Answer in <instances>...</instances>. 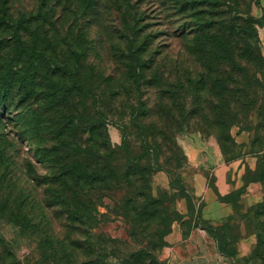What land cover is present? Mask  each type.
<instances>
[{
  "label": "rangeland",
  "instance_id": "obj_1",
  "mask_svg": "<svg viewBox=\"0 0 264 264\" xmlns=\"http://www.w3.org/2000/svg\"><path fill=\"white\" fill-rule=\"evenodd\" d=\"M8 6L15 18L25 13L30 16L37 9L47 13L46 22H34V16L30 24L25 23V34L51 60L53 75L45 77L37 72L28 57L18 52L11 36L13 30L0 25V80L4 74H9L14 76L12 82L16 86L0 109V140L5 136L9 141L5 151L0 143V201L4 203L8 198L7 203L14 205L20 189H26V194L34 192L36 196L31 193V199L37 200L35 215L37 222L41 223L38 232H20L16 220L0 209V264H60L64 250L74 252V264H80L82 258L90 260L84 226L77 233L68 231L65 228L68 221L60 213L61 207L49 206L46 201L47 185L38 184L33 178L51 174L56 166L39 155V148H44L50 156H57L59 153L54 148L60 146V128L77 121L85 104H93V91L100 89L106 92L107 103L112 110L107 122L112 145H122L125 139L130 138L132 151H141V140L148 134L150 139L153 138L155 129L150 131V125L158 129L163 127L166 134L174 138L171 144L175 143L180 150L163 147L160 154L156 148L149 149L156 169L152 178L153 195L163 200L169 211L176 210L181 215L179 203L186 199L182 194L191 195L194 214L199 212L198 226L205 227L204 222L207 221L201 220L202 205L192 183L195 170L188 163L183 140L187 137L213 138L228 161L243 159L242 185L228 195L229 199H235L237 213L233 218L216 224L229 223L225 234L229 236L230 247L236 254L235 257H227L219 250L218 256L213 252L211 256L218 264H261L254 259V250L258 244L260 223L264 221V216L257 217L255 208L264 201V183L256 180V173L264 162V151H261L264 129L260 126L264 121L258 116L259 110L264 111V65L256 64L253 57L248 63L241 62L248 74L245 86L243 83L240 86L252 95L248 103L241 100L235 110L232 107L229 110L231 138L223 146L214 129L208 131L205 130L207 127L201 128L202 124L196 123L203 114L191 112L193 85L188 78L194 73L196 62L192 59L184 63L188 65L187 69L183 65L177 68L175 65L178 60L186 62L185 50L188 44L194 43L195 35L191 34L194 30L208 23L219 28L233 17L232 27L242 37L237 42L245 45L247 40L252 47L257 43L264 57V0H11ZM251 18L252 23L247 21ZM254 20L257 22L256 31ZM240 31L246 32L245 35ZM254 34L258 39L256 43ZM135 68L142 81L140 92L133 91L135 87L130 83V74ZM172 69L170 81L174 84L182 82L177 87L185 115L179 117L176 113L174 119H166L162 107L170 102L167 96L160 94L159 88L163 74L166 77ZM253 76L259 82L253 80ZM24 90L30 92L29 95ZM83 90L87 94L86 99ZM134 108L148 114L138 119L143 130L133 126L136 120V115H132ZM212 113L207 112V118ZM26 129L28 131L25 132ZM81 132L76 134L77 143L94 138L90 132L83 129ZM155 132L162 140L161 132ZM255 150L260 151L256 154ZM2 156L7 159L8 167L2 165ZM31 167L33 171H30ZM213 178L207 174L208 183H213ZM251 183L259 186L257 192L260 194L254 196L250 205L242 199L241 190ZM175 222L171 223V228ZM154 225L155 229L151 228L153 233L164 228L157 221L153 222ZM102 229L114 237L126 238L128 234V225L124 221L107 223ZM64 239L67 243L68 240H76L82 248L77 244L59 248V241ZM167 244L166 241L157 250L160 264L166 263L160 259V252ZM225 257L227 261H223Z\"/></svg>",
  "mask_w": 264,
  "mask_h": 264
},
{
  "label": "trees",
  "instance_id": "obj_2",
  "mask_svg": "<svg viewBox=\"0 0 264 264\" xmlns=\"http://www.w3.org/2000/svg\"><path fill=\"white\" fill-rule=\"evenodd\" d=\"M10 2L11 0H0V25L4 24L13 30L11 36L18 52L28 57V61L37 72L45 77L52 76L51 60L43 50L30 42L25 34L27 30L25 23L30 24V19L34 16H36L33 18L34 22L38 20L46 22L47 13L37 9L32 11L30 16L25 13L15 18V14L9 11ZM234 19L235 17L228 18L226 25L219 28L208 23L194 30L191 33L195 35L194 43L186 46L185 54L188 56L186 62L178 60L175 65V67L183 65L187 69L188 65L185 64L192 59L196 62L194 73L188 78L193 85L194 99L191 112L201 116L203 114L196 123L202 124L201 128L207 127L205 130L214 129L222 146L231 138L229 110L231 107L235 110L241 104V100L248 103L252 95L250 91L240 86L242 83L245 86L248 74L241 62L248 63V60L253 57L256 64L264 65V57L256 43L258 41L256 34H254L256 43L254 47L247 40L245 45L239 44L237 40L242 37L238 36L232 27ZM247 21L252 23V18L251 21ZM253 23L254 31H256L257 22L254 20ZM240 33L245 35L246 32L240 31ZM252 50H254L253 53ZM173 69L168 71L166 77L165 73L163 74L162 85L159 82L160 94L163 97L167 96L170 102L162 107V111L164 109L163 112L166 113V119L171 117L174 119L176 113H179V117L185 115V106L179 101L180 89L177 87L182 82L174 84L170 81ZM132 70L130 83L135 87L133 91L140 92L141 77L136 75V68ZM18 75H21V72ZM13 77L4 74L3 79L0 80V109L3 103L10 99L13 88L16 87L12 82ZM253 80L259 82L256 76H253ZM164 85L166 88L162 89ZM24 86H27L26 83ZM25 93L29 95L30 92L25 91ZM82 94L86 99L85 90ZM93 94V104H85L83 112L78 116L79 119L60 128V146L54 148L59 154L50 156L44 148H39V155L48 159L49 164L56 166L51 174L33 179L38 184L47 185L45 195L48 199L46 201L49 206L61 207L60 213L68 221L65 225L68 231L77 233L80 227L84 226V233L88 236L85 243L90 246L91 258L89 261L82 258L80 264H160L157 250L166 244L165 237L172 230L171 223L180 221L183 217L176 210L169 211V208L164 206L163 200L153 195L152 178L156 169L152 165L149 149L156 148L157 152L162 154L163 147L170 150L174 147L177 150L180 148L175 143L171 144L174 138L166 134L167 130L165 131L163 127L158 129L153 125L149 126L150 131L155 129L153 138L150 139L148 134L143 139L144 142L141 140V151H132L133 141L130 138L125 139L122 145H112L107 129L112 110L108 106L106 92L100 89L93 91ZM210 111L213 113L210 118H207L209 117L207 112ZM143 114L148 115L136 108L132 111V115H136L133 126L138 130L144 129L138 120ZM258 116L264 121L263 110H259ZM260 126L264 129V122ZM81 129L92 133L94 138L77 143L78 135L76 134L82 133ZM156 130L161 132L162 140L157 138ZM258 141H260L259 138ZM0 143L4 151L8 149L9 141L5 136H1ZM258 151L260 150H255L256 154L259 153ZM261 151H264V147ZM224 152L226 153L225 150ZM177 161L180 163V158ZM167 163L169 164V160ZM2 165L8 167V161L3 156ZM33 170L34 168L31 167L30 171ZM171 179L173 187V177ZM256 180L264 183V162L256 173ZM182 192H184L183 189ZM26 193V189H20L16 194L18 198L14 205L7 203L8 198L4 203L0 201V209H4L6 216L16 220L15 224L20 232H38L41 223L37 222L35 215L38 209L37 200L34 202L31 199L32 194L34 196L36 194ZM182 196L187 199L189 213L193 215L195 212L193 197L184 193ZM229 198L224 197L225 200ZM102 208L104 210H101ZM255 208L257 217L264 216V201ZM117 221H124L128 225L126 238L111 236L102 229L103 225ZM155 221L164 228L157 229V232L153 233L151 228L155 229V225L153 226ZM204 226L217 239L220 252L227 257H235L236 253L230 247L229 236L225 234L229 223L216 226L204 222ZM66 240L59 241V248H64V245L68 244L71 246L77 244V247L82 248L76 240H68V243ZM74 255L73 251L64 250L60 264L76 263ZM254 259L264 264V221L260 223Z\"/></svg>",
  "mask_w": 264,
  "mask_h": 264
},
{
  "label": "crops",
  "instance_id": "obj_3",
  "mask_svg": "<svg viewBox=\"0 0 264 264\" xmlns=\"http://www.w3.org/2000/svg\"><path fill=\"white\" fill-rule=\"evenodd\" d=\"M189 165L194 168L193 187L201 202V220L216 225L233 218L237 213L235 199L225 200L223 197L234 193L241 185L240 176L244 161L227 160L215 139L187 137L182 142ZM214 176L213 183H208L207 174ZM259 186L254 183L244 186L241 190L242 199L254 202L259 195ZM182 220L173 224L167 235V245L160 252V259L165 264H218L212 259V252L219 255L218 241L209 231L196 225L197 213H189L188 202L182 199L179 203ZM227 261V257H225Z\"/></svg>",
  "mask_w": 264,
  "mask_h": 264
}]
</instances>
